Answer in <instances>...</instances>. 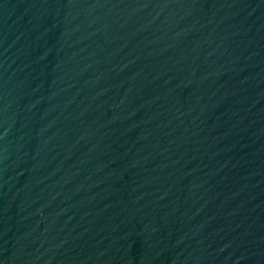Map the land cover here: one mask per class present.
I'll list each match as a JSON object with an SVG mask.
<instances>
[{
  "label": "water",
  "instance_id": "1",
  "mask_svg": "<svg viewBox=\"0 0 264 264\" xmlns=\"http://www.w3.org/2000/svg\"><path fill=\"white\" fill-rule=\"evenodd\" d=\"M0 264H264V0H0Z\"/></svg>",
  "mask_w": 264,
  "mask_h": 264
}]
</instances>
